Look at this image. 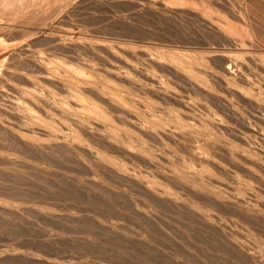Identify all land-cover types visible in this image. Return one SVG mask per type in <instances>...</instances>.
I'll return each mask as SVG.
<instances>
[{"label":"rangeland","instance_id":"rangeland-1","mask_svg":"<svg viewBox=\"0 0 264 264\" xmlns=\"http://www.w3.org/2000/svg\"><path fill=\"white\" fill-rule=\"evenodd\" d=\"M243 2L246 3V5L248 4L247 5L249 6L248 9L251 12L252 10H254V13L261 16L262 18L264 17V0H201L200 2L199 0H0V24H2L0 26L1 28L0 29V77L3 79L7 78L11 70H13L10 65H13L15 67L14 70L17 73H19L18 71L20 70L16 69V67L18 68L16 63L18 60H21L23 63H26L27 65L26 71H24V73L22 72V74L23 76H25L24 78L26 79V81L29 82L30 84L29 83L27 84L26 82L25 87L24 85L22 86L23 88L20 86L21 90L16 87L17 90H15L14 88L15 90L14 92L16 93L13 92V95L18 99L20 97V100L23 99L21 98L23 96L25 101L26 99L30 100V102H28L27 100L26 104H30L32 101H35L34 97L32 98L31 96H34V94L36 95V91H38V89H40L43 85L50 84L54 88H59L57 86L60 83L59 86L61 87V89L59 88L61 92H56L55 90L50 91L46 87V90L44 92L38 93L39 95L37 94L39 99L42 97L41 99L44 100V101L43 100L39 101L42 103L37 102V105L39 107L38 109H40L41 111L40 114L43 113V109L45 110L46 108H49L51 106L55 107L54 109L57 110L59 109V112H57L58 114L55 113V115H53L55 116L56 119L52 116L53 118L50 119L51 122L49 120H47L46 122L43 121L44 124L46 123L51 124L52 128L48 127L49 128L48 129L47 125L46 127L45 126L41 127L42 125L41 122V124H38L40 128H42L40 130L38 129L39 126L38 127L35 126L36 128L33 126L32 124L34 123L33 119L29 121L30 122L29 124L28 121H26L27 125H24L25 121L20 119L23 118L21 117L23 115H20V117L17 118V116L19 115L15 114V116L17 115L16 118L18 119V121H15L14 118L13 120L11 119L14 116L13 114H12L13 116L9 114V117L5 114L6 117H4L5 115L0 113L1 114L0 122H2L1 120L2 118L11 119V120L9 119L10 120L9 125L7 119V124L3 123L4 128L3 125L1 127L4 130L7 129L6 133H4L6 138L12 135V133L14 134L12 135L13 137L12 136L9 137V139L11 137L15 139V140L10 139L11 141L14 142L12 144H16L15 143L16 139L17 141L19 140L18 137H15V133L16 134L20 133L19 129L15 125H18V127L20 125L22 126L24 125V127H26L29 132L28 133L26 131V133L23 134L21 133V135H23L21 136L23 139L20 138L22 140H19L20 142H17L18 145L19 143L20 144L22 143L21 144L22 147L20 145L21 148H19L18 146V150L20 152L18 150H17L18 152L16 151V153L15 152L9 153L8 151H6L5 153L4 151L5 153L4 154L0 152V161L2 162L3 160L5 162L4 164H8L9 166L13 162H14L13 164L15 165L17 163L16 160L18 159H19L18 163H22V164L26 163L28 165L32 164L29 165V170L34 173L36 177L33 176V178L35 177L36 181H38L35 182L34 181L35 178L33 179L30 176L28 177V179L30 178V180L27 181H26L27 178L18 182L12 180L9 181L8 175L7 176L5 175V177H7L8 179L6 178V180H4L5 177L4 179H0V192L13 193V191L15 190L21 193L25 192L28 195L29 194L31 195L32 193L31 196H33V194L35 196L32 197L33 200L35 201L34 203L35 207L34 206L33 207L36 208L37 210H39L38 209L39 207L41 210L40 213L39 211H36V213L39 216L37 214L36 215L32 214L33 216L31 214L27 215L26 213L22 214L21 210H19L17 213L11 212V210L17 208L18 206L16 203L18 200L16 198L7 201L8 205L3 204L7 207L0 204L1 207L3 206L2 208H0V215L2 216V217L0 216L1 217L0 220L2 221L4 220L2 219L4 218L3 214H5L3 213V211L6 210L8 212V210H10L11 212V213H6L8 215L5 216L6 217L5 220L8 219L7 223H5L6 221L4 220V222H2L1 224L2 226H0V264H220V263L245 264V261L248 260L243 259V257H246L245 254L248 253L247 248H249V246H251L253 243L252 239H254V237L256 239L257 237L256 241H258L259 239L262 242L260 243L264 245V197H263L264 196V185H263L264 184V136L263 135L264 134L262 135L258 133L259 131L258 129L261 130L264 127V124L261 121L262 118H264V112H263L264 108L262 109L263 111L260 108V106L264 107L262 106V104H264V82H263L264 81L263 78L264 77V56H263L264 28L261 27L260 25L261 21L259 19L252 18L251 24L254 23L253 24L254 26H252L251 28L252 30L251 29L248 30L249 32L245 30L246 34L244 33V29H243L245 25L243 24V22L245 23L244 16L245 15H248L249 17L251 16L249 15L250 12H247L245 15L241 12L242 5L240 4H242ZM196 13L198 15L201 14L199 17L202 18L200 20H202V22L204 23L203 30L204 29L207 30L208 31V32L206 31L207 33L210 32V34L209 35L206 34V36L213 35L214 37V35L216 34V39L218 40V41L216 40L217 41L216 46L218 47L220 46L218 45V43L222 42L224 46L226 44L225 47L221 45V48L224 47V49H226V54L225 56H222L220 58H222L221 60L223 63L225 62L224 64L227 66V68L231 65L235 66V67L231 66V68L229 67L227 69L229 70V72L225 70H223V72L222 70L220 71L221 67H223L222 69H225L224 68L225 65L223 63L222 65L220 63L221 60L219 61L220 58L210 59L212 56L207 57V55H205L204 57L203 55L204 53H202V48L203 49L209 48V46L213 42H210L211 40L209 39V37H208L209 40H207L206 36H204L205 34L201 35L202 34L200 33L201 29H199V31L197 30L198 28L191 30V28L193 29V27H195L196 24H194L191 20H189L190 19L189 16H191L192 14L195 15ZM209 13L211 16L213 15L214 19L216 17V19L214 20L212 19L211 16H208ZM205 19L207 20L204 21ZM214 21L217 23L215 24ZM209 22L211 23V25L209 24L208 26L207 24ZM256 22L258 24H256ZM220 24H221V28L213 27L216 25L220 26ZM256 25L259 26L256 27ZM211 26L213 27V31L211 30L212 28ZM223 27L224 28L231 27V29L228 30L233 29L232 33L233 32L234 33L232 34V38L230 37L231 35H227L229 36V39L231 38L230 39L231 42L229 39L228 42L227 40L228 37L225 36L228 30L227 29L224 30ZM240 28L242 30H240ZM214 30H216V32L219 33H215ZM220 31H224L225 34L223 32L220 33ZM222 33L224 36L222 35ZM220 34H221L220 37L223 36L222 38H226V39H222V38L219 39L218 35ZM78 40H81L82 43L78 47L77 46L72 47L69 43H67L68 41H78ZM226 40L227 43H225ZM65 41L66 43L63 44ZM208 42L210 43V45ZM97 43L99 45H97ZM106 43L108 44V46L106 45ZM66 44H68V46ZM201 44L205 46H202ZM25 46L27 49L25 48ZM104 46L107 47L105 48ZM143 46L144 47L156 46V48H158L159 50L157 51V49H155L154 53L153 52L151 53V51L146 50ZM168 46L172 47L169 48V50L173 51V53L171 52L172 55L162 53V51L167 49ZM247 47H250L253 53L251 52L252 53L251 54L250 52H246L248 54V55L246 54V56H248V59L250 58L249 56L251 55H253V57H251L249 61L246 62L245 60L248 59H245L246 57H244L243 55L240 56L238 53H241L242 52L241 50H246V49L250 51V48ZM21 48L23 49V53L22 51L19 52L21 57L20 55L18 56L19 53L14 54L16 50H19ZM51 48H55V49H51ZM197 49L199 50V52H196L198 51ZM35 51L37 54L38 53L41 54L43 52V55L42 54L37 55ZM227 51L229 52L227 53ZM74 52L76 54H74ZM193 52L195 54H193ZM198 53L200 54L202 53V54L201 55L199 54L200 56H197ZM230 54L233 56V58L231 57ZM39 56H43V57L39 58ZM163 56L165 58H163ZM225 58H228L230 62L231 61L233 62L229 63L228 61V63H226L227 59L225 60ZM261 58H263V61ZM55 61L58 62L56 63ZM212 61L215 63V64L213 63L214 65L212 64ZM152 62L155 64H153ZM216 63L217 64L220 63L222 66L218 64L220 65L219 68ZM242 63L245 64L246 66L243 65ZM250 63L254 66V68ZM210 64L212 65L210 66ZM209 66L212 68H210ZM213 68L215 69V71L213 70ZM1 69L3 71H1ZM8 69H10V71ZM4 71L7 72L8 74H5ZM219 71L222 73H220ZM224 71L225 73L228 72V74L226 73L227 74L226 75ZM1 72H3L4 75L1 74ZM215 72L218 73L219 75L214 74ZM231 72L234 73V75H232ZM249 72L250 73L252 72L251 75H249L250 74ZM11 74L13 73L11 72ZM56 74L58 77L56 76ZM235 74L236 77L239 76L240 78L239 77L236 78ZM215 75H217V77L221 76L223 78L221 79L220 77L219 81L215 83V80H218ZM230 75L233 78L231 80H230L231 77ZM227 76H230L229 81L227 79ZM53 77H54V81H52ZM106 78L110 80L111 84L109 83V80H107ZM117 78L120 79L118 80ZM225 79L228 83L224 81ZM58 80L61 81L58 83L57 82ZM221 80H223L224 82L221 83L222 82ZM40 81L43 82L44 84H40ZM79 81L83 82L84 84L86 82L88 88L90 87L92 90H94V92L92 90L91 93H88L89 91L86 92V90L85 92L83 90L79 91L78 90L79 87L83 85V83L81 84ZM212 81L214 83H211ZM56 82L57 84H55ZM65 83L68 85L66 86ZM62 88L64 90H62ZM63 91L66 93L70 92L71 94H75L76 96L78 95L77 98H79L82 103L84 102L83 104H85L87 100L86 102L87 104L85 105H87L88 109L89 107L91 108L89 110L92 113L91 112L83 113V112H75V111L72 112L71 109L72 103L64 99L65 94ZM17 93L19 95H15ZM26 93L28 95L30 93L31 96L30 95L28 96ZM197 93L199 94L201 93V96L198 95ZM240 93H242V96ZM21 94L23 96H20ZM86 94L88 95L92 94L93 96H88ZM237 94L239 97H237ZM84 95L85 97H83ZM202 95H206V96H202ZM228 95H232V97L231 96L228 97ZM25 96L27 97L26 99ZM99 96L101 97V99L104 100V103L107 102V100L110 98L108 100L110 103L109 105L110 108H112L111 106H113V108L117 107L119 110L116 111L117 108L110 109L107 105L106 106L109 109L107 107H103L104 105L102 102H100L102 104L98 103V101L100 100ZM233 96H235L236 99ZM92 97L96 102L93 100ZM242 97L246 98V100H244ZM117 98H119V100ZM225 98L226 101H224ZM122 99L124 102L122 101ZM204 99L207 100V102L209 101V103H207ZM202 100H204L206 104ZM247 100L249 101L247 102ZM63 101L65 104L63 103ZM113 101L115 102V106L114 104L112 105ZM210 101L215 103H210ZM180 102L182 105L180 104ZM215 104L217 105L215 106ZM255 104H257V106ZM121 105H123V107ZM236 105L240 109L235 108ZM119 106L121 109L119 108ZM180 107H182V109ZM251 107L254 109H252ZM24 108L22 106V109ZM178 108L180 111L178 110ZM249 108H251L250 110H253V112L249 111ZM103 109L104 110L106 109V111H104ZM123 109L126 111V113H123ZM245 109L246 111L243 112ZM220 111H222V114ZM255 111L258 114L260 113L263 117H261L260 114H259L260 116L256 114ZM192 112L194 114H192ZM200 112L203 113L204 115L201 114L202 116H199L198 114H195ZM117 113L119 114L118 116ZM183 114L185 115L182 116ZM205 114H207L206 117ZM128 115L131 118H129ZM170 115H172V117ZM174 115L175 117H173ZM196 116L197 119H195ZM76 117L78 118L76 119ZM212 117L213 119H211ZM244 117H246V119ZM259 117L261 118V120H259L260 119ZM182 118L183 119L185 118L186 120L182 121ZM247 118L249 121H247ZM115 119L132 120L131 121L132 124H134L133 123V119H134V122L135 121L137 122V123L135 122L136 124L134 125L138 130L137 129L135 130V128L129 130V128L126 127H122L119 129L114 125V123H112V121ZM216 119L220 121V123L219 121H216V124L219 125L220 128L217 127V125L215 124ZM223 119L225 121H222ZM67 120L69 122H72L71 124H74V126H76L78 130H81L83 132L82 133L81 131H79L81 132V134H85L87 131L86 135L89 136L88 137L86 135L84 136L87 137V139L89 140L86 146L87 145L89 146L90 140L96 144L98 142L100 143V144L98 143L96 146V144L93 145L94 143L91 142L92 144V145L90 144L91 146L86 147L85 145H83L82 148L85 147L88 150L87 152H89V150L91 152V150H94L95 146H96L95 151L98 150V146H101V148L99 147L101 150L99 149L98 152L101 153L104 151L103 153L105 154L107 153L109 157L107 158L105 157L104 161L102 160L103 161L102 163L101 162L95 163V161H93L92 158L91 159L89 158L90 157L89 153H88L89 157L86 155V151L84 150L85 148L82 149L81 147L78 146H76L77 147L76 148L72 144L73 146L72 145L69 146L71 150L68 147L70 151L67 149L68 151H66L65 153L66 154L65 158L69 157L68 158L69 160L65 159L64 157L62 159V157H60L59 155V158L61 159L60 160L57 157L58 151L55 148L54 149L48 148L49 150L50 149L53 150L50 151L49 153V151L46 152V149H40L41 150L40 152V150L38 149L36 150L33 149L31 151L30 150L32 149L31 147L30 149L26 147L30 145L32 140H34L33 134L35 133L36 135L39 134V136L40 134L43 135L40 137L44 138L45 140L55 141L56 140L55 137L57 136L58 138L59 131L60 132L62 131L61 133L64 135L65 132L67 134V131L69 132L73 131V128L75 127L67 124L66 122ZM75 120L77 121L76 123ZM227 120L229 121L227 122ZM257 120L259 123L257 122ZM179 121H182V123ZM211 121L213 122L211 123ZM254 121L255 123L253 126ZM186 122L187 124H185ZM231 122H233V124ZM260 122L262 123L263 127ZM177 123L182 125L180 126ZM243 124L244 126H242L241 127L242 129L240 130L239 128ZM53 125L55 126L53 127ZM65 125L66 126L68 125L67 128H65L66 127ZM186 125L188 127H186ZM196 125H199V127ZM209 125H211V127ZM234 125L236 126L233 127ZM191 126H196V127L192 128ZM245 126L248 128H246ZM59 127H61L60 129L62 130L58 131ZM181 127H183L184 129L182 130ZM178 128L180 129L178 130ZM217 128L220 130H218ZM226 128L228 129V131L231 129V131H229L230 133H228ZM232 128H234V130L236 129V132L233 131ZM253 128L257 129L258 131H254ZM15 129L17 130L15 131ZM103 129L105 130L103 131ZM213 129L220 132H216L215 130L212 131ZM237 129L239 132L241 131V133L244 134V136H242L241 133L237 134L238 132ZM13 130L15 132H11ZM32 130L35 133L32 134L33 132ZM180 130H182L183 132L187 130V132L185 133L187 135L189 134L188 135L189 141H187L186 143L184 141L183 143L180 142L182 141L179 139L178 136L179 133L178 131ZM221 130L223 132L226 131L225 132L226 135L222 133ZM244 130H248V131H244ZM252 130L253 133L251 135L250 132H252ZM262 130L264 132V128ZM168 132L171 133V134L169 133L170 134L169 138H167V136H169ZM213 132L215 135L213 134ZM61 133L59 134V136L62 135ZM232 133H234V137ZM235 133L237 136L235 135ZM245 133H247L248 135L250 134L249 136H246L248 141H246L245 135L247 134ZM51 134L52 135L54 134L55 137L53 136L54 137L53 138ZM192 134L194 135L192 136ZM215 136L216 138H214ZM27 137L29 138V140L26 139ZM238 137H241V139ZM10 140L7 139V144ZM23 140L25 141L23 142ZM178 140L180 144L178 143ZM26 141H29L28 142L29 145L28 143H25ZM242 143L243 144L247 143L248 145L247 144L244 145L243 148ZM151 144L152 146L154 145V147H152ZM213 144L218 147L216 148L218 149V151L215 149L216 146H213ZM237 145H239L240 148L242 147L241 150L240 148L237 149L235 147ZM168 146L170 148H167ZM210 146H212L213 148ZM232 146L235 147L236 150ZM163 147L166 151L163 150ZM178 147L180 149L182 148L183 151L185 152L181 151L182 149L180 150ZM208 147L216 151V152L214 151L215 154L213 153L214 156H216V158L212 156L213 155L212 154L210 155V157L212 158L211 159L207 158L208 162L207 160L205 161L204 163L205 167L204 165L203 167H201L202 164L199 165L205 174L210 173L209 175H207V179H204V181L202 180L200 182L193 180L191 178L192 176H190L191 174H187L190 172L184 170L181 171L182 173L179 172V174L174 173V166H173L174 162L172 158H170V156L171 157L172 155L176 156L178 153L180 154V152L182 154L186 153L182 155L184 156L183 158H185L186 162L193 165V163L195 162H193L192 155L195 149L205 150L210 153V151L207 149ZM161 148L162 150H160ZM78 149L79 150L82 149V151H85V154H83L82 151L81 150L79 151ZM54 150L56 151V153ZM191 150H192V155H190ZM239 150L242 152H240ZM162 151L165 154V156H167L164 159H163L164 154L162 153ZM45 152L49 153V155H51V153L53 152L54 153V155H52L53 160L51 159V156L49 155L47 156ZM67 152L69 154L68 157H67ZM70 152L76 153L77 154L76 157H74L75 155L74 153L70 155L71 154ZM169 153L171 155H169ZM174 153L177 154L174 155ZM78 155H80L79 162H78V158H79ZM8 156L9 159H7ZM10 156H13L17 159H15V161L12 162V158ZM71 156H73V158ZM31 157L32 159H30ZM70 157L72 158V160H70ZM166 158L168 160H166ZM137 159L139 160L137 161ZM8 160H10V162L7 163ZM170 160L172 163H170ZM116 161L118 162L117 164L118 166L120 164V168L124 163L125 165H127L128 169L134 168V171L137 172L138 174L140 172L143 173L142 170L144 171L146 170L145 173L149 172L147 174L151 176L149 177L147 174L146 176L145 173L143 174L141 173V177L144 175L143 176L144 178L147 177L148 179L150 178L153 179L154 177L153 175H155L154 182L156 183V185L155 183L152 185L150 184L151 182H147L144 179L139 180L134 177H131L132 179L129 177H125L124 180L123 177L124 175L122 170L121 171L119 170L117 172L112 171V168H110L108 165L110 164V166L112 167L113 165H116L115 163ZM18 163L16 165H18ZM125 165L122 167L126 168ZM3 166H7V165H3ZM120 172H122V176ZM183 172H186V174ZM37 173L38 175L39 174L41 175L42 177L41 179H43L44 177L45 181H49V183L52 184L53 189L50 187L46 190H43V188H41L40 186L41 184V180L39 179L40 176H38ZM180 173L182 176L180 175ZM99 180H101V182ZM133 180L136 181L132 182ZM102 181L104 182V184ZM101 183L103 184V187H101L102 186ZM105 183L108 186L107 185L104 186ZM98 185L101 186L99 187ZM246 185L249 186V188ZM160 186L163 187L160 188ZM35 191H37V193ZM167 191H168L167 193L168 195L169 194L177 195V193L178 194L182 193L184 195L188 194L189 196H194V195L197 196L202 194L201 196L205 195V197L203 200H201L202 202L198 200L195 203H189L192 205V207L186 208L187 210L185 211V204L183 206V204H181L182 201L181 202L179 201L180 202L179 203L178 200L174 201L172 200V198L170 199V197H166ZM190 192L192 193L190 194ZM14 194H16V192H14ZM168 198L171 200V202L170 200H168ZM14 200L17 201L14 202ZM130 201L131 204H129ZM11 202L14 203L12 204ZM20 202L21 201H18V203ZM133 202L134 205H132ZM196 203H198V205ZM14 204H16V207L13 208ZM23 204L24 206H29V203L28 204L26 203L27 205H25V202H22V205ZM52 204H54L56 207L55 206L53 207ZM136 205H138V207ZM49 206H51L52 208H49ZM62 207H66V208H62ZM3 208H5V210H2ZM190 208L191 210L192 209L197 210V212L199 210L198 213H201L203 210L202 212L203 214H197L196 211H193L194 214L196 213V216L202 215V217L199 216L195 217V215L190 210ZM206 209H209L211 211V212L209 211L210 218L204 216V210ZM233 209L235 212L233 211ZM63 213L66 214V216ZM74 213L77 215H75ZM206 213L208 212L206 211ZM228 215L230 216L232 215V216L228 217ZM231 220H234L235 223H237L238 225L241 224L240 227L241 226L243 227L242 230V228H240L237 225L239 230L241 229V232L239 234L241 239H233V240L230 239L231 238L230 235L232 233L231 232L229 233L227 231L225 227L227 224L225 223H227V221L228 223H230ZM71 224L72 225L76 224V225L75 227L74 226L72 227ZM242 232L244 233V236L241 234ZM245 233L246 235H248L246 236L247 240L244 239ZM246 244L248 245V247H246ZM243 245L246 247L247 250ZM210 246L211 247L213 246L212 249ZM219 247H221L222 249ZM223 249L224 251H226L225 253ZM205 251L207 252V254H205L206 253ZM233 251L237 252V254L235 252L234 254ZM242 252L243 253L246 252V253L243 255ZM227 254H229V257L226 256ZM252 255L254 256V253ZM223 258L225 259L223 260ZM256 258L257 257H253L252 262L250 261L248 262V264H258V263L262 264L260 262H264V260L260 261L258 258L257 259ZM212 259L214 262H212ZM219 261L221 262L219 263ZM236 261L237 263H235Z\"/></svg>","mask_w":264,"mask_h":264},{"label":"bare ground","instance_id":"bare-ground-1","mask_svg":"<svg viewBox=\"0 0 264 264\" xmlns=\"http://www.w3.org/2000/svg\"><path fill=\"white\" fill-rule=\"evenodd\" d=\"M201 0H199V2H200ZM5 2V1H4ZM190 2V1H189ZM202 2H204V1H202ZM5 4V3H4ZM202 4V3H201ZM212 4V3H211ZM228 5V4H227ZM240 5H242L241 6V12L245 15L247 12H250V16L251 17H249L248 15H245L244 16V21H245V23L243 22V24H245L244 25V33L246 34V31L245 30H250L251 28H252V26H254L253 24L254 23H252L251 24V19L252 18H256V19H259L260 21H261V27H263L264 28V17L262 18L261 16H259V15H257L256 13H254V10H252V12L248 9V7L249 6H247L246 5V3H242V4H240ZM196 6V5H195ZM207 6V5H206ZM8 9V8H7ZM177 9V8H176ZM175 9V10H176ZM198 9V8H197ZM249 10V11H248ZM209 11V10H208ZM235 11V10H234ZM259 11V10H258ZM55 12V11H54ZM210 12V11H209ZM175 13V12H174ZM188 13V12H187ZM202 13V12H201ZM205 13V12H204ZM7 14V13H6ZM159 14V13H158ZM194 14V13H193ZM191 15V16H189L190 17V19L189 20H191L194 24H196L195 25V27H193V29L191 28V30H194V29H197L198 31H199V29H201V31H200V33H202L201 35H203V34H205L204 36H206V34L207 35H209L210 34V32L209 33H207L208 31L207 30H203V26H204V23L202 22V20H200V19H202V18H200L199 16L201 15L200 13V15H198L197 13V15L195 14V15ZM203 14V13H202ZM213 14H215V13H213ZM12 15V14H11ZM151 15V14H150ZM160 15H161V13H160ZM182 15V14H181ZM208 15V14H207ZM208 16H211L210 15V13H209V15ZM207 16V17H208ZM240 16V15H239ZM182 17V16H181ZM212 17V19H214L213 18V15L211 16ZM162 18V17H161ZM205 18V17H204ZM211 19V20H212ZM215 19H216V17H215ZM214 19V20H215ZM227 19V18H226ZM174 20V19H173ZM207 19H205L204 21H206ZM210 20V21H211ZM241 20H242V18H241ZM209 21V20H208ZM213 21V20H212ZM220 21V20H219ZM218 21V22H219ZM253 21V20H252ZM164 22V21H163ZM172 22V21H171ZM182 22H185V21H182ZM215 22V21H214ZM168 23V22H167ZM188 23V22H187ZM207 23V22H206ZM217 22H215V24H216ZM160 24V23H159ZM159 24H158V26H159ZM171 24V23H170ZM190 24V23H189ZM209 24L211 25V23L209 22L207 25L209 26ZM212 24H214V23H212ZM223 24V23H222ZM256 24H258L257 22H256ZM2 24H0V26H1ZM22 25V24H21ZM153 25V24H152ZM226 25H227V23H226ZM228 25H229V23H228ZM9 26V25H8ZM191 26V25H190ZM213 26V25H212ZM211 26V27H212ZM223 26V25H222ZM225 26V25H224ZM257 26H259V25H256V27ZM213 27H220L221 28V24H220V26L219 25H216V26H213ZM213 27L211 28V30L213 31ZM226 27V26H225ZM232 27V26H231ZM231 27L230 28H224V30H228V29H231ZM16 28H17V26H16ZM217 28H214V29H217ZM1 29V28H0ZM53 29V28H52ZM235 29V28H234ZM3 30V29H2ZM50 30H51V28H50ZM222 30V29H221ZM233 30V29H232ZM232 30H228L227 32H226V35L225 36H227V35H231L230 37L232 38V34L234 33H232ZM240 30H242L241 28H240ZM252 30V29H251ZM11 31V30H10ZM168 31V30H167ZM207 31V32H206ZM215 31V33H219V32H216V30H214ZM217 31H219V30H217ZM235 31V30H234ZM238 31V30H237ZM236 31V32H237ZM22 32V31H21ZM159 32V31H158ZM221 32H223L224 34H225V32L224 31H220V33ZM249 32V31H248ZM262 32V31H261ZM14 33V32H13ZM199 33V32H198ZM212 33V32H211ZM223 33H222V35H223ZM19 34V33H18ZM177 34V33H176ZM214 34V33H213ZM255 34V33H254ZM254 34H251V35H254ZM55 35V34H54ZM249 35H250V33H249ZM248 35V36H249ZM14 36V35H13ZM18 36V35H17ZM27 36V35H26ZM36 36V35H35ZM170 36V35H169ZM219 36V39L220 38H222V37H220L221 36V34L220 35H218ZM217 36V37H218ZM263 36V35H262ZM20 37H21V35H20ZM208 37H209V39L211 40L210 42H213V43H211V45H210V43H209V48H202V53H204L203 55H204V57H205V55H207V57H211L210 59H212V58H214V59H216V58H220V57H222V56H225V54H226V49H224V47L226 46V44H225V46L222 44V42L221 43H218V45H220L219 47L218 46H216L217 45V39H216V34L214 35V37H213V35H210V36H206V38H207V40H209L208 39ZM228 38H227V40L229 39V36H227ZM238 37V36H237ZM239 37H240V35H239ZM251 37V36H250ZM7 38V37H6ZM43 38V37H42ZM79 38V37H78ZM141 38V37H140ZM230 38V39H231ZM235 38V37H234ZM14 39V38H13ZM51 39V38H50ZM222 39H226V38H222ZM222 39H221V41H222ZM229 39V40H230ZM236 39V38H235ZM240 39V38H239ZM40 40V39H39ZM77 40V39H76ZM89 40V39H88ZM217 40V41H216ZM227 40H226V42L225 43H227ZM229 40H228V42H229ZM237 40V39H236ZM51 41V40H50ZM168 41H170V40H168ZM220 41V40H219ZM224 41V40H223ZM240 41V40H239ZM230 42H231V40H230ZM235 42V41H234ZM238 42V41H237ZM241 42V41H240ZM39 43H40V41H39ZM50 43V42H49ZM56 43V42H55ZM66 43V41L63 43V44H65ZM67 43H69L72 47H74V46H80V44H82L81 43V40H78V41H68ZM84 43H86V42H84ZM99 43H101V42H99ZM103 43H105V42H103ZM153 43V42H152ZM151 43V44H152ZM216 43V44H215ZM147 44H148V42H147ZM41 45V44H40ZM55 45V44H54ZM62 45V44H61ZM67 46H68V44H66ZM95 45V44H94ZM97 45H99L98 43H97ZM106 45L108 46V44L106 43ZM167 45V44H166ZM202 45V44H201ZM213 45V46H212ZM221 45L222 46H224V47H222L221 48ZM37 46V45H36ZM106 46V47H107ZM202 46H205V45H202ZM208 46V45H207ZM30 47V46H29ZM32 47V46H31ZM39 47V46H38ZM52 47V46H51ZM103 47V46H102ZM105 47V46H104ZM105 47V48H106ZM115 47V46H114ZM144 47V46H143ZM186 47V46H185ZM196 47V46H195ZM198 47H200V46H198ZM197 47V48H198ZM25 48H26V46H25ZM84 48V47H83ZM118 48V47H117ZM117 48H115V49H117ZM146 50H148V51H151V53L153 52L154 53V51H155V49H157V51L159 50L158 48H156V46H154V47H144ZM169 48H172L171 46H168L167 47V49H162V50H164V51H162V53H165V54H169V55H172V53H173V51L172 50H169ZM247 48H250V47H247ZM27 49V48H26ZM30 49V48H29ZM49 49V48H48ZM51 49H55V48H51ZM110 49V48H109ZM120 49V48H119ZM199 49V48H198ZM197 49V50H198ZM230 49V48H229ZM243 49V48H242ZM31 50V49H30ZM37 50V49H36ZM174 50V49H173ZM231 50V49H230ZM253 50V49H252ZM20 51H22V53H23V49L21 48V49H19V50H16V52L14 53V54H18ZM29 51V50H28ZM27 51V52H28ZM54 51V50H53ZM161 51V50H160ZM237 51V50H236ZM242 52L241 53H238L240 56L241 55H243L244 57H246L245 59H248V56H246V52H252L251 51V48H250V51L249 50H241ZM31 52V51H30ZM40 52V51H39ZM49 52V51H48ZM52 52V51H51ZM77 52V51H76ZM172 52V53H171ZM196 52H199V50L198 51H196ZM229 51H227V53H228ZM234 52H235V50H234ZM240 52V51H239ZM255 52V51H254ZM26 53V52H25ZM32 53V52H31ZM34 53V52H33ZM35 53H36V51H35ZM110 53V52H109ZM176 53H177V51H176ZM201 53V54H202ZM249 53V54H250ZM253 53V52H252ZM251 53V54H252ZM27 54V53H26ZM37 54V53H36ZM38 54H40V53H38ZM37 54V55H38ZM42 55H43V52L41 53ZM40 54V55H41ZM74 54H76L75 52H74ZM87 54V53H86ZM89 54V53H88ZM193 54H195L194 52H193ZM200 53H198V55L197 56H200L199 55ZM262 54V53H261ZM20 55V53L18 54V56ZM23 55V54H22ZM53 55V54H52ZM92 55V54H91ZM157 55V54H156ZM175 55V54H174ZM177 55V54H176ZM182 55V54H181ZM231 55V54H230ZM234 55V54H233ZM239 55H237V56H239ZM248 55V54H247ZM66 56V55H65ZM161 56V55H160ZM159 56V57H160ZM165 56V55H164ZM163 56V58H165ZM167 56V55H166ZM188 56V55H187ZM235 56V55H234ZM242 56V57H243ZM255 56V55H254ZM264 56V55H263ZM20 57H21V55H20ZM30 57V56H29ZM34 57V56H33ZM40 57H43V56H39V58ZM71 57V56H70ZM99 57V56H98ZM152 57V56H151ZM196 57V56H195ZM231 57L233 58V56L231 55ZM230 57V58H231ZM250 58L251 57H253V55H251V56H249ZM32 58V57H31ZM45 58V57H44ZM55 58V57H54ZM58 58V57H57ZM61 58V57H60ZM154 58V57H153ZM156 58V57H155ZM169 58V57H168ZM199 58V57H198ZM239 58V57H238ZM249 58V59H250ZM259 58V57H258ZM15 59V58H14ZM18 59V58H17ZM19 59H21V58H19ZM42 59V58H41ZM186 59V58H185ZM201 59V58H200ZM209 59V58H208ZM209 59V60H210ZM222 58H220L219 59V61L221 60ZM224 59V58H223ZM227 59V60H226ZM249 59L248 60H245L246 62L247 61H249ZM254 59V58H253ZM262 59V61H263V58H261ZM32 60V59H31ZM38 60V59H37ZM44 60V59H43ZM54 60H56V59H54ZM148 60V59H147ZM199 60V59H198ZM197 60V61H198ZM202 60V59H201ZM206 60V59H205ZM225 60L227 61L226 63H228V61H229V63H231V62H233V61H231L230 62V60H228V58H225ZM252 60V59H251ZM41 61V60H40ZM164 61V60H163ZM178 61V60H177ZM193 61V60H192ZM253 61V60H252ZM257 61V60H256ZM27 62V61H26ZM34 62V61H33ZM56 62V61H55ZM58 62V61H57ZM56 62V63H57ZM59 62H60V60H59ZM89 62H91V61H89ZM107 62V61H106ZM165 62V61H164ZM163 62V63H164ZM194 62V61H193ZM207 62V61H206ZM214 62H215V60H214ZM213 61H212V64L214 63ZM245 62V63H246ZM17 66H18V68L16 67V69H18V70H20V71H18L19 73H17L15 70H14V66L13 65H10L11 67H12V69L14 70H11V72L13 73V74H11V72H10V74L7 76V78H5V79H3V78H1L0 77V113L1 114H6L8 117H9V114L10 115H14L15 116V114H17V115H19V116H17V118L18 117H20V115H23V116H21V117H23V118H20V119H22L23 121H25V124L24 125H27L26 123V121H28V124L30 123L29 121L31 120V119H33V122L34 123H32L33 124V126L35 127H38L39 125L38 124H41V122H42V125H41V127H43V126H45L46 127V125H47V128L49 127V128H52V126H51V124H49V123H46V124H44L43 123V121H47V120H49L50 121V119L51 118H55V116H53V115H55V113H57V112H59V109L57 110V109H54L55 107H53V106H51V105H49V106H51V107H49V108H46L45 110L43 109V113L42 114H40L41 113V111H40V109H38L39 107H38V105H37V102H39V101H42L43 99H39V97H38V93H42V92H44L45 90H46V87L51 91V90H55L56 92H61V87L59 86V82L61 81H57L59 84H58V86L57 87H59V88H54V87H52L50 84H47V85H43L40 89H38V91H36V95L34 94V96H31V94L29 93V95L33 98L34 97V99H35V101H32L30 104H26V102H27V100L28 99H26L27 97L25 96V99H26V101L24 100V96L21 94L20 96H23V97H21V98H23V99H21L20 100V97H19V99L17 98V97H15L14 95H13V92L15 91V90H17V88H19L20 90H21V87L24 85V87H25V85H26V79L24 78L25 76H23V74H22V72L24 73V71H26V63H23L21 60H18L17 62ZM16 63H15V65H16ZM153 63V62H152ZM209 63H211V62H209ZM220 63L222 64L223 62H222V60L220 61ZM220 63H218V64H220ZM225 63V62H224ZM223 63V64H224ZM253 63V62H252ZM34 64V63H33ZM37 64V63H36ZM44 64V63H43ZM65 64V63H64ZM87 64V63H86ZM153 64H155V63H153ZM212 64H210V66L212 65ZM215 64V63H214ZM213 64V65H214ZM217 64V63H216ZM217 64V65H218ZM220 64V65H221ZM222 64V65H223ZM233 64V63H232ZM243 64V63H242ZM248 64V63H247ZM251 64V63H250ZM28 65H30V64H28ZM164 65H166V64H164ZM209 65V64H208ZM220 65H218V67L220 68ZM221 65V66H222ZM225 65V64H224ZM243 65H245V64H243ZM252 65V64H251ZM36 66V65H35ZM50 66V65H49ZM103 66V65H102ZM199 66V65H198ZM209 66V67H210ZM231 66H233V65H231ZM231 66H229L230 68H231ZM246 66V65H245ZM253 66V65H252ZM137 67V66H136ZM151 67V66H150ZM158 67V66H157ZM203 67V66H202ZM217 67V68H218ZM228 67V68H229ZM233 67H235V66H233ZM244 67V66H243ZM248 67V66H247ZM56 68V67H55ZM210 68H212V67H210ZM216 68V67H215ZM223 67H221L220 68V71L222 70V72H223V70H225V71H228L229 72V70H227L228 68H227V66L225 65V69H222ZM249 68V67H248ZM253 68H254V66H253ZM39 69V68H38ZM49 69V68H48ZM173 69V68H172ZM203 69V68H202ZM209 69V68H208ZM247 69V68H246ZM9 71H10V69H8ZM92 70V69H91ZM152 70V69H151ZM170 70V69H169ZM177 70V69H176ZM199 70V69H198ZM206 70V69H205ZM210 70H212V69H210ZM213 70L215 71V69L213 68ZM217 70V69H216ZM1 71H3L2 69H1ZM38 71V70H37ZM44 71V70H43ZM156 71V70H155ZM154 71V72H155ZM175 71V70H174ZM203 71V70H202ZM201 71V72H202ZM214 71H212V72H214ZM219 71V72H220ZM225 71H224V73H225ZM16 72V73H15ZM147 72H148V70H147ZM153 72V73H154ZM171 72V71H170ZM179 72V71H178ZM210 72V71H209ZM208 72V73H209ZM217 72V71H216ZM214 73V74H218V73ZM222 72H220V73H222ZM228 72H226L227 74H228ZM4 73L5 74H8L7 72H5L4 71ZM38 73V72H37ZM41 73V72H40ZM60 73V72H59ZM92 73V72H91ZM102 73V72H101ZM158 73V72H157ZM225 73V74H226ZM232 73V72H231ZM250 73V72H249ZM252 73V72H251ZM251 73L249 74V75H251ZM1 74H3V72H1ZM42 74V73H41ZM48 74V73H47ZM84 74V73H83ZM130 74V73H129ZM135 74V73H134ZM152 74V73H151ZM156 74V73H155ZM184 74V73H183ZM182 74V75H183ZM206 74V73H205ZM226 74V75H227ZM230 74V73H229ZM257 74V73H256ZM259 74V73H258ZM4 75V74H3ZM71 75V74H70ZM69 75V76H70ZM150 75V74H149ZM181 75V74H180ZM185 75V74H184ZM207 75V74H206ZM205 75V76H206ZM219 75V74H218ZM221 75V74H220ZM232 75H234V73H232ZM255 75V74H254ZM35 76V75H34ZM39 76V75H38ZM42 76V75H41ZM40 76V77H41ZM56 76H57V74H56ZM62 76V75H61ZM78 76V75H77ZM114 76V75H113ZM166 76V75H165ZM211 76H212V74H211ZM216 77H217V75H215ZM231 76V75H230ZM230 76H227V79H228V81H229V77ZM256 76V75H255ZM5 77V76H4ZM44 77H45V75H44ZM58 77V76H57ZM73 77V76H72ZM79 77H80V75H79ZM84 77H85V75H84ZM118 77H119V75H118ZM140 77V76H139ZM221 77V76H220ZM219 76L217 77V79L218 80H215V83L217 82V81H219V78H220ZM225 77V76H224ZM235 77H236V74H235ZM239 77V76H238ZM238 77H236V78H238ZM259 77V76H258ZM82 78V77H81ZM121 78V77H120ZM119 78V79H120ZM223 77H221V79H222ZM226 78V77H225ZM240 78V77H239ZM264 78V77H263ZM42 79V78H41ZM46 79V78H45ZM53 80L52 81H54V77L52 78ZM76 79V78H75ZM80 79V78H79ZM83 79V78H82ZM85 79V78H84ZM107 79V78H106ZM118 79V78H117ZM118 79V80H119ZM125 79V78H124ZM129 79H131V78H129ZM199 79V78H198ZM205 79V78H204ZM207 79V78H206ZM208 79H209V77H208ZM216 79V78H215ZM231 79H233L232 78V76L230 77V80ZM57 80V79H56ZM90 80V79H89ZM104 80V79H103ZM107 80H109V79H107ZM182 80V79H181ZM211 80H214V79H211ZM239 80V79H238ZM49 81H51V80H49ZM67 81V80H66ZM86 81V80H85ZM92 81V80H91ZM186 81V80H185ZM205 81V80H204ZM222 82L221 83H223L224 81H226V79L223 81V80H221ZM237 81V80H236ZM48 82V81H47ZM46 82V83H47ZM57 82L55 83V84H57ZM70 82V81H69ZM80 82V81H79ZM131 82V81H130ZM157 82V81H156ZM227 82V81H226ZM238 82V81H237ZM236 82V83H237ZM264 82V81H263ZM29 82H27V84H28ZM37 83H39V82H37ZM50 83V82H49ZM81 84L83 83V82H80ZM80 83H79V85H80ZM89 83H91V82H89ZM109 83H110V80H109ZM159 83V82H158ZM160 83H162V82H160ZM211 83H214L213 81L211 82ZM210 83V84H211ZM218 83H220V82H218ZM228 83V82H227ZM230 83V82H229ZM232 83H233V81H232ZM30 84V83H29ZM40 84H44L43 82H41L40 81ZM54 84V83H53ZM66 84V83H65ZM73 84H75V83H73ZM93 84V83H92ZM111 84V83H110ZM263 84V83H262ZM33 85V84H32ZM68 84H66V86H67ZM91 85V84H90ZM150 85V84H149ZM170 85V84H169ZM171 85H172V83H171ZM195 85V84H194ZM201 85V84H200ZM213 85V84H212ZM250 85V84H249ZM19 86V87H18ZM21 86V87H20ZM37 86V85H36ZM72 86V85H71ZM178 86V85H177ZM211 86V85H210ZM209 86V87H210ZM247 86V85H246ZM17 87V88H16ZM33 87H35V86H33ZM44 87V88H43ZM64 87V86H63ZM105 87V86H104ZM103 87V88H104ZM120 87V86H119ZM128 87V86H127ZM127 87H125V88H127ZM141 87V86H140ZM154 87V86H153ZM152 87V88H153ZM174 87V86H173ZM180 87V86H179ZM229 87V86H228ZM14 88H15V90H14ZM23 88V87H22ZM75 88V87H74ZM90 88V87H89ZM89 88H88V86L86 85V82H85V84L83 83V85L81 86V87H79V91H84L85 92V90H86V92L87 91H89L88 93H91V88H90V90H89ZM102 88V89H103ZM124 88V87H123ZM163 88V87H162ZM11 89H13V90H11ZM122 89V88H121ZM135 89V88H134ZM154 89V88H153ZM156 89V88H155ZM165 89V88H164ZM216 89H217V87H216ZM19 90V91H20ZM62 90H64L63 88H62ZM110 90H111V88H110ZM236 90H237V88H236ZM239 90V89H238ZM24 91V90H23ZM93 92H94V90H92ZM34 92V91H33ZM64 92V91H63ZM97 92V91H96ZM123 92V91H122ZM139 92V91H138ZM154 92V91H153ZM171 92V91H170ZM176 92V91H175ZM262 92H263V90H262ZM14 93H16V92H14ZM120 93V92H119ZM124 93V92H123ZM134 93V92H133ZM27 94V93H26ZM38 94V95H37ZM64 96H65V98L64 99H66V100H68V101H70L71 103H72V106H71V109H72V112L73 111H75V112H86V113H90L91 111L89 110V109H91L90 107H89V109H88V107H87V105H85V104H87L86 102H87V100H86V102H85V104H83L82 102H81V100L79 99V98H77V96L75 95V94H71L70 92L68 93H66V92H64ZM77 94V93H76ZM98 94V93H97ZM127 94V93H126ZM137 94V93H136ZM136 94H134V95H136ZM154 94V93H153ZM171 94V93H170ZM198 95H200L201 96V93L199 94V93H197ZM223 94H225V93H223ZM235 94V93H234ZM241 94V96H242V93H240ZM15 95H19L18 93L17 94H15ZM25 95V94H24ZM28 95V94H27ZM28 95V96H29ZM86 95H88V94H86ZM113 95V94H112ZM111 95V96H112ZM157 95V94H156ZM168 95V94H167ZM41 96V95H40ZM88 96H93L92 94H90V95H88ZM95 96V95H94ZM104 96V95H103ZM159 96V95H158ZM202 96H206V95H202ZM229 96H231L232 97V95H228V97ZM240 96V97H241ZM51 97V96H50ZM83 97H85V95L83 96ZM96 97V96H95ZM100 97V96H99ZM166 97V96H165ZM233 97H235V96H233ZM237 97H239L238 96V94H237ZM59 98V97H58ZM91 98V97H90ZM93 98V97H92ZM103 98H105V97H103ZM107 98H109V97H107ZM122 98V97H121ZM125 98V97H124ZM163 98V97H162ZM202 98H204V97H202ZM244 100H246V98H244V97H242ZM255 98V97H254ZM259 98V97H258ZM61 99V98H60ZM63 99V100H64ZM86 99H88V98H86ZM97 99V98H96ZM110 99V98H109ZM108 99V100H109ZM113 99H114V97H113ZM118 100H119V98H117ZM160 99V98H159ZM206 99V98H205ZM204 99V100H205ZM208 99V98H207ZM235 99H236V97H235ZM241 99V98H240ZM249 99V98H248ZM24 100V101H23ZM51 100H54V99H51ZM79 100H80V102H79ZM93 100H94V98H93ZM99 100V99H98ZM107 100V102H105V103H108V104H105L104 103V100L103 99H101V97H100V100L98 101V103L99 104H102L103 103V107H109L110 108V103H109V101ZM121 100V99H120ZM204 100H202V101H204ZM216 100H218V99H216ZM260 100V99H259ZM259 100H258V102H259ZM44 101V100H43ZM56 101V100H55ZM78 101V102H77ZM84 101H85V99H84ZM89 101V100H88ZM95 101V100H94ZM112 101V100H111ZM122 101H123V99H122ZM164 101V100H163ZM166 101V100H165ZM206 102H207V100H205ZM205 101H204V103H205ZM224 101H226V98H225V100ZM227 101H229V100H227ZM233 101V100H232ZM249 100H247V102H248ZM251 101H252V99H251ZM250 101V102H251ZM28 102H30V100H28ZM58 102V101H57ZM93 102V101H92ZM96 102V101H95ZM100 102H102V103H100ZM114 102V101H113ZM112 102V105L114 104V106H115V102L113 103ZM124 102V101H123ZM156 102V101H155ZM167 102V101H166ZM234 102V101H233ZM262 102V101H261ZM24 103H25V105H24ZM39 103H42V102H39ZM51 103V102H50ZM49 103V104H50ZM63 103H64V101H63ZM89 103V102H88ZM94 103V102H93ZM120 103V102H119ZM126 103V102H125ZM174 103V102H173ZM178 103V102H177ZM207 103H209V101L207 102ZM210 103H215V102H212V101H210ZM227 103V102H226ZM244 103V102H243ZM252 103V102H251ZM53 104H54V102H53ZM58 104V103H57ZM65 104V103H64ZM67 104H69V103H67ZM98 104V105H99ZM148 104V103H147ZM160 104H161V102H160ZM180 104H181V102H180ZM206 104V103H205ZM229 104V103H228ZM248 104V103H247ZM246 104V105H247ZM260 104V103H259ZM43 105V104H42ZM107 105V106H106ZM167 105V104H166ZM173 105V104H172ZM182 105V104H181ZM217 104H215V106H216ZM250 105V104H249ZM256 106H257V104H255ZM22 106H23V108L24 109H22ZM44 106V105H43ZM68 106V105H67ZM70 106V105H69ZM122 107H123V105H121ZM147 106V105H146ZM211 106V105H210ZM212 106H213V104H212ZM237 106V105H236ZM235 106V108H239L238 106L236 107ZM241 106V105H240ZM252 106V105H251ZM254 106V105H253ZM262 106H264V104H262ZM46 107V106H45ZM63 107V106H62ZM107 107V108H108ZM112 108H110V109H114V108H117V107H114L113 108V106H111ZM186 107V106H185ZM227 107V106H226ZM68 108V107H67ZM98 108H99V106H98ZM97 108V109H98ZM108 108V109H109ZM119 108H120V106H119ZM157 108V107H156ZM165 108V107H164ZM181 109H182V107H180ZM188 108V107H187ZM215 108V107H214ZM234 108V109H235ZM245 108V107H244ZM252 108V107H251ZM251 108H249V111H252L253 112V110H250ZM260 108H261V110L264 108V107H261L260 106ZM121 109V108H120ZM130 109V108H129ZM145 109V108H144ZM171 109V108H170ZM212 109V108H211ZM240 109V108H239ZM242 109V108H241ZM252 109H254V108H252ZM100 110V109H99ZM98 110V111H99ZM104 110V109H103ZM116 110V109H115ZM115 110H113V111H115ZM119 109L117 108V110L116 111H118ZM140 110V109H139ZM159 110V109H158ZM166 110V109H165ZM168 110V109H167ZM172 110V109H171ZM177 110V109H176ZM178 110H179V108H178ZM177 110V111H178ZM197 110V109H196ZM201 110V109H200ZM200 110H198V111H200ZM264 110V109H263ZM262 110V111H263ZM104 111H106V109L104 110ZM103 111V112H104ZM112 111V110H111ZM174 111V110H173ZM172 111V112H173ZM180 111V110H179ZM184 111V110H183ZM203 111H205V110H203ZM202 111V112H203ZM210 111V110H209ZM239 111V110H238ZM246 111V109L243 111V112H245ZM248 111V110H247ZM64 112V111H63ZM102 112V111H101ZM135 112H136V110H135ZM194 112V111H193ZM192 112V114H194ZM212 112H214V111H212ZM221 112V114H222V111H220ZM256 112V111H255ZM264 112V111H263ZM23 113V114H22ZM92 113V112H91ZM119 113V112H118ZM117 113V116L119 115ZM123 113H126V111L123 109ZM146 113V112H145ZM159 113V112H158ZM0 114V115H1ZM58 114V113H57ZM129 114V113H128ZM143 114V113H142ZM160 114V113H159ZM162 114V113H161ZM167 114V113H166ZM195 114H198L199 116H202L201 114H203V113H195ZM208 114V113H207ZM207 114H205V117H206V115ZM256 114H258L257 112H256ZM260 114V113H259ZM258 114V115H259ZM3 115V116H4ZM6 115L4 116V117H6ZM12 115V116H13ZM64 115V114H63ZM70 115V114H69ZM79 115V114H78ZM85 115V114H84ZM148 115V114H147ZM163 115V114H162ZM185 114H183L182 116H184ZM189 115V114H188ZM204 115V114H203ZM209 115V114H208ZM218 115V114H217ZM246 115H248V114H246ZM261 115V114H260ZM259 115V116H260ZM2 116V117H3ZM12 116H10V117H12ZM12 117L11 119L13 120V118L15 119V121H18V119L16 118V116L15 117ZM53 116V117H52ZM62 116V115H61ZM60 116V117H61ZM82 116V115H81ZM155 116V115H154ZM171 117H172V115H170ZM199 116H198V118H199ZM226 116V115H225ZM1 117V118H2ZM59 117V118H60ZM63 117V116H62ZM84 117V116H83ZM128 117H129V115H128ZM127 117V118H128ZM173 117H175V115L173 116ZM213 117H215V116H213ZM213 117L211 118V119H213ZM251 117V116H250ZM261 117H263L262 115H261ZM58 118V119H59ZM78 117H76V119H77ZM111 118H113V117H111ZM129 118H131V117H129ZM148 118V117H147ZM154 118V117H153ZM177 118V117H176ZM230 118V117H229ZM245 119H246V117H244ZM249 118V117H248ZM248 118H247V121H249L248 120ZM252 118V117H251ZM260 118V117H259ZM7 119H8V125L10 124V118H2L1 120H2V122H0V152L1 153H4V151H5V153H6V151H8L9 153L10 152H15L16 153V151L18 150V146H19V148H21L22 147V143L20 144L19 143V145L17 144V142H20L19 140H22L23 138L21 137V136H23V135H21V133L23 134V133H26V131L28 132V130H27V128L26 127H24V125L22 126V125H20L19 123V127H18V125H15V126H17V128L19 129V132L20 133H15V137H18V141H17V139H16V144H12V143H14L13 141H11L10 139H14V138H12L13 136L12 135H14L13 133H12V135H10V136H12L10 139H9V137L10 136H8L7 138L5 137V134L4 133H6V130H4L3 128H4V124L3 123H5V124H7ZM10 119V120H9ZM17 119V120H16ZM56 119V118H55ZM62 119V118H61ZM60 119V120H61ZM75 119V118H74ZM74 119H73V121H74ZM96 119H97V117H96ZM95 119V120H96ZM124 119V118H123ZM145 119V118H144ZM180 119V118H179ZM195 119H197V116H196V118ZM234 119V118H233ZM257 119V118H256ZM264 118H262V120H261V118L259 119V120H261L262 121V123L264 124V120H263ZM66 120V119H65ZM160 120V119H159ZM171 120V119H170ZM177 120V119H176ZM175 120V121H176ZM183 120H186L185 118L183 119L182 118V121ZM203 120V119H202ZM232 120V119H231ZM230 120V121H231ZM235 120H237V119H235ZM234 120V121H235ZM14 121V122H15ZM131 121L132 120H121V119H115V120H113L112 121V123H114V125L117 127V128H122V127H126V128H129V130L130 129H134L135 128V130L137 129L136 128V126L134 125V124H136L135 122H134V119H133V123L134 124H132L131 123ZM172 121V120H171ZM174 121V120H173ZM182 121H179V122H181L182 123ZM216 121H219V120H215V124H216ZM222 121H225L224 119L222 120ZM229 120H227V122H228ZM233 121V122H234ZM256 121V120H255ZM255 121L253 122V126H254V123H255ZM13 122V123H14ZM51 122V121H50ZM59 122H61V121H59ZM67 122V124H69V125H72L73 127H75V128H73V127H71V128H73V131H71V132H69V131H67V134H66V132H65V135L64 134H62L59 130H62V129H60L61 127H59L58 128V131H59V134L61 133L62 135H60L59 136V134H58V138H57V136L55 137L54 136V134L52 135V137L54 136L55 138H56V140L55 141H50V140H45L44 138H41L40 136H43V135H41L40 134V136H39V134L38 135H36V133L33 131L32 132V134L33 133H35V134H33L34 135V137H33V139L34 140H32L31 138V140H32V142L30 143V145H29V141H26L25 143H28V145L29 146H26V147H28L29 149H30V147L32 148V149H30L31 151L34 149V150H36V149H38V150H40V149H46V152H48L49 151V153H50V151H53V150H51V149H56L58 152H57V157H58V159H60L59 158V155H60V157H62V159H63V157L65 158V156H66V151H68L69 150V146H71L72 144L76 147V146H78V147H83V145H85L86 146V144H88V139H87V137L89 136V135H86L87 134V131H86V133L85 134H81V130H78V128L76 127V126H74V124H71L72 122H69L68 120L66 121ZM77 121L75 120V123H76ZM139 122V121H138ZM178 122V123H179ZM208 122H210V121H208ZM213 121H211V123H212ZM233 122H231L232 124H233ZM244 122H245V120H244ZM257 122H258V120H257ZM16 123V122H15ZM36 123V124H35ZM97 123V122H96ZM177 123V124H178ZM193 123V122H192ZM218 123V122H217ZM219 123H220V121H219ZM218 123V124H219ZM237 123H238V121H237ZM243 123V122H242ZM259 123V122H258ZM261 123V122H260ZM262 123H261V125H262ZM78 124V123H77ZM149 124V123H148ZM185 124H187V122L185 123ZM194 124V123H193ZM205 124H208V123H205ZM214 124V123H213ZM213 124H211V125H213ZM246 124H248V123H246ZM3 125V128L1 127ZM31 125V124H30ZM139 125V124H138ZM178 125H180V124H178ZM182 125V124H181ZM180 125V126H181ZM211 125H209L210 127H211ZM217 125V124H216ZM223 125V124H222ZM221 125V126H222ZM260 125V124H259ZM55 125H53V127H54ZM66 126V125H65ZM68 126V125H67ZM67 126L65 127V128H67ZM82 126V125H81ZM81 126H79V127H81ZM102 126V125H101ZM183 126H184V124H183ZM196 126H198L199 127V125H196ZM196 126H191L192 128L194 127H196ZM236 125H234L233 127H235ZM240 126V125H239ZM242 126H244V124L243 125H241L240 126V130L242 129L241 127ZM256 126V125H255ZM35 127V128H36ZM44 127V128H45ZM186 127H188L187 125H186ZM201 127V126H200ZM217 127H219L220 128V126L219 125H217ZM246 127V126H245ZM250 127V126H249ZM260 127V126H259ZM258 127V128H259ZM262 127H263V125H262ZM261 127V128H262ZM15 128V127H14ZM47 128H46V130H47ZM48 128V129H49ZM64 128V127H63ZM70 128V127H69ZM157 128V127H156ZM159 128V127H158ZM182 128V130L184 129L183 127H181ZM190 128V127H189ZM191 128V129H192ZM204 128V127H203ZM216 128V127H215ZM227 128H229V127H227ZM226 128V129H227ZM231 128V127H230ZM246 128H248V127H246ZM264 128V127H263ZM262 128V129H263ZM33 129V128H32ZM38 129H42V128H40V126H39V128ZM141 129V128H140ZM180 128H178V130H179ZM196 129H198V128H196ZM208 129V128H207ZM218 129V128H217ZM233 129V131H235L236 132V129L234 130V128H232ZM244 129V128H243ZM250 129V128H249ZM260 130V129H258L259 131H261V132H259L257 129H255V128H253V130L254 131H258V133H260V134H264V132H263V130ZM17 129H15V131H16ZM37 130V129H36ZM65 130V129H64ZM68 130V129H67ZM105 129H103V131H104ZM138 130V129H137ZM154 130V129H153ZM168 130V129H167ZM176 130V129H175ZM182 130H180V131H178L179 133H178V136H179V139L180 140H182V141H180V142H182L183 143V141L186 143L187 141H189V139H188V135L185 133V132H187V130L186 131H182ZM215 129H213L212 131H214ZM218 130H220V129H218ZM253 130H252V132H250L251 133V135H252V133H253ZM14 130L13 131H11V132H15ZM43 131V130H42ZM66 131V130H65ZM79 131H81V132H79ZM107 131V130H106ZM110 131V130H109ZM171 131V130H170ZM173 131H174V129H173ZM172 131V132H173ZM193 131H194V129H193ZM206 131V130H205ZM216 132H220V131H217V130H215ZM222 131V130H221ZM227 131H228V129H227ZM229 131H231V129L229 130ZM228 131V133H230ZM237 131H238V129H237ZM244 131H248V130H244ZM251 131V130H250ZM8 132V131H7ZM10 132V133H11ZM148 132V131H147ZM226 132V131H225ZM225 132H223L222 131V133H224L225 135H226V133ZM243 132V131H242ZM29 133V132H28ZM27 133V134H28ZM51 133V132H50ZM64 133V132H63ZM69 133V134H68ZM83 133V132H82ZM104 133V132H103ZM102 133V134H103ZM124 133V132H123ZM170 132H168V134H169ZM238 133H241V131L239 132H237V134ZM255 133V132H254ZM9 134V133H8ZM7 134V135H8ZM26 134V135H27ZM32 134H31V136H32ZM56 134H57V132H56ZM168 134H166V135H168ZM171 134V133H170ZM170 134H169V136H167V138H169L170 137ZM197 134V133H196ZM195 134V135H196ZM213 134H214V132H213ZM220 134V133H219ZM233 134V137H234V133H232ZM242 134V133H241ZM245 134H247V133H245ZM257 134V133H256ZM6 135V136H7ZM48 135V134H47ZM87 136V137H84V136ZM173 135V134H172ZM194 134H192V136H193ZM215 135V134H214ZM235 135H236V133H235ZM250 135V134H249ZM248 134L247 135H245V138H246V141H248V139H247V137L246 136H249ZM261 135V136H262ZM176 136V135H175ZM198 136V135H197ZM202 136V135H201ZM217 136V135H216ZM216 136L214 137V138H216ZM219 136V135H218ZM228 136V135H227ZM237 136V135H236ZM239 136H241V135H239ZM242 136H244V134H242ZM254 136V135H253ZM256 136V135H255ZM264 136V135H263ZM25 137V136H24ZM29 137H30V135H29ZM46 137V136H45ZM53 137V138H54ZM91 137V136H90ZM108 137V136H107ZM115 137V136H114ZM117 137V136H116ZM127 137V136H126ZM190 137V136H189ZM223 137V136H222ZM232 137V136H231ZM258 137V136H257ZM20 138H22V139H20ZM93 138V137H92ZM91 138V139H92ZM99 138V137H98ZM110 138V137H109ZM119 138V137H118ZM229 138H230V135H229ZM238 138H240L241 139V137H238ZM244 138V137H243ZM7 139L8 140H10L9 142H8V144H7ZM25 139V138H24ZM26 139H28L29 140V138L27 137ZM52 139V138H51ZM87 139V140H86ZM94 139V138H93ZM129 139H130V137H129ZM132 139H133V137H132ZM218 139H220V138H218ZM260 139V138H259ZM15 140V139H14ZM53 140V139H52ZM97 140V139H96ZM128 140V139H127ZM25 140H23V142H24ZM126 141V140H125ZM155 141V140H154ZM158 141V140H157ZM11 142V143H10ZM91 140H90V144H91ZM116 142V141H115ZM131 142V141H130ZM147 142V141H146ZM171 142H173V141H171ZM180 142H179V140H178V143L180 144ZM205 142V141H204ZM92 143H94V142H92ZM99 143V142H98ZM97 143V144H98ZM154 143V142H153ZM262 143V142H261ZM12 144V145H11ZM89 144V146H91ZM96 143H94L93 145H95ZM97 144H96V146H97ZM100 144V143H99ZM104 144V143H103ZM174 144H175V141H174ZM177 144V143H176ZM191 144V143H190ZM208 144V143H207ZM232 144V143H231ZM243 144V143H242ZM247 144V143H246ZM246 144H243V148H244V145H246ZM10 145V146H9ZM20 145H21V147H20ZM72 145V146H73ZM211 145H212V143H211ZM236 145V144H235ZM248 145V144H247ZM263 145V144H262ZM25 146V145H24ZM88 146V145H87ZM86 146V147H87ZM88 146V147H89ZM96 146H95V148H96ZM151 146H152V144H151ZM175 146H177V145H175ZM188 146V145H187ZM209 146V145H208ZM213 146H216V145H214L213 144ZM238 146V147H237ZM237 146H235L237 149L238 148H240L239 147V145H237ZM251 146V145H250ZM254 146V145H253ZM26 147H24V148H26ZM69 147V148H68ZM101 148V146H98V150L97 151H95L96 149L94 148V150H91V152H90V150H89V152H87L88 150H87V148H82V149H84L85 151H86V155L88 156L89 154H90V159L92 158L93 159V161H95V163H99V162H103L104 161V159H105V157L107 158V157H109L108 156V154L106 153H103V152H98L99 151V149ZM103 147V146H102ZM105 147V146H104ZM152 147H154V145L152 146ZM165 147V146H164ZM164 147H163V150L164 151H166L165 149H164ZM202 147V146H201ZM210 147H212V146H210ZM210 147H208L207 149L210 151V153L208 152V151H205V150H196L195 149V151H194V153H193V155H192V150H191V154L190 155H192L193 156V162H195V163H193V165L192 164H189L188 162H186L185 161V158H183L184 156H182L183 154H186V153H181L180 151V154L178 153H174V155L175 154H177L176 156H173L172 155V157L170 156V158H172V160H173V162H174V173L176 174V173H178L179 174V172H181L182 170H184V171H188V172H190V173H187V174H191L190 176H192L191 178L193 179V180H196V181H204V179H207V175H209L210 173L209 172H207V173H209V174H205L204 173V171L202 170V168H200V166L199 165H201V167H203V165H204V167H205V161L207 160V158L209 159H211L212 157H210V155H212L213 153H214V149H210ZM233 147V146H232ZM235 147H233L235 150H236V148ZM48 148H51L50 150L48 149ZM77 148V147H76ZM137 148H138V146H137ZM140 148V147H139ZM146 148V147H145ZM167 148H170L169 146L167 147ZM166 148V149H167ZM179 148V147H178ZM213 148V147H212ZM216 148H218L217 146L215 147V149ZM242 148V147H241ZM241 148H240V150H241ZM246 148V147H245ZM68 149V150H67ZM82 149H80L81 151H82ZM172 149V148H171ZM180 149V148H179ZM182 149V148H181ZM180 149V150H181ZM198 149V148H197ZM70 150H71V148H70ZM69 150V151H70ZM79 150V149H78ZM79 150V151H80ZM101 150V149H100ZM158 150V149H157ZM160 150H162V148L160 149ZM217 151H218V149H216ZM239 150V151H240ZM247 150H250V149H247ZM19 151V150H18ZM17 151V152H18ZM45 151V150H44ZM55 151V150H54ZM73 151V150H72ZM76 151V150H75ZM85 151H82V153L83 154H85ZM108 151V150H107ZM110 151V150H109ZM120 151V150H119ZM167 151H169V150H167ZM181 151H183V149L181 150ZM239 151H238V154H239ZM20 152V151H19ZM34 152V151H33ZM40 152H41V150H40ZM43 152V151H42ZM45 152V153H46ZM183 152H185V151H183ZM216 152V151H215ZM240 152H242V151H240ZM257 152V151H256ZM4 153V154H5ZM27 153V152H26ZM44 153V152H43ZM49 153H46V155L48 156L49 155ZM55 153H56V151H55ZM71 154L70 155H72L74 152H70ZM78 153V152H77ZM82 153H81V155H82ZM89 153V154H88ZM129 153V152H128ZM162 153H163V151H162ZM221 153V152H220ZM230 153V152H229ZM40 154V153H39ZM42 154V153H41ZM75 155H74V157H76V153H74ZM143 154V153H142ZM164 154V153H163ZM215 154V153H214ZM214 154L212 155V156H214ZM7 155H8V153H7ZM20 155H22V154H20ZM38 155V154H37ZM46 155H45V157H46ZM52 155H54V153L52 152L51 153V155H49V156H51V159L53 160V156ZM86 155H84V156H86ZM107 155V156H106ZM169 155H171L170 153H169ZM181 155V156H180ZM217 155V154H216ZM250 155V154H249ZM252 155V154H251ZM3 156V155H2ZM13 156H14V154H13ZM13 156H10L11 158H12V162L13 161H15V159H17V158H15V157H13ZM56 156V155H55ZM69 156V154H68V152H67V157ZM79 156V158H78V162L80 161V155H78ZM148 156V155H147ZM163 156V155H162ZM239 156V155H238ZM30 157V156H29ZM28 157V158H29ZM57 157H55V158H57ZM72 158H73V156H71ZM70 157V160H72V158ZM165 157H167V156H165V154H164V156H163V159L165 158ZM215 158H216V156H214ZM243 157V156H242ZM254 157V156H253ZM4 158V157H3ZM10 158V159H11ZM69 158V157H68ZM68 158H65V159H68ZM84 158V157H83ZM146 158V157H145ZM169 158V157H168ZM7 159H9V156H8V158ZM30 159H32V157L30 158ZM42 159V158H41ZM64 159V160H65ZM158 159V158H157ZM160 159H162V158H160ZM2 160V159H1ZM21 160V159H20ZM61 160V159H60ZM69 160V159H68ZM67 160V161H68ZM103 160V161H102ZM110 160V159H109ZM139 159H137V161H138ZM150 160V159H149ZM166 160H168L167 158H166ZM6 161V160H5ZM17 161V163H18V161H19V159L18 160H16ZM23 161V160H22ZM30 161V160H29ZM33 161H35V160H33ZM115 161V160H114ZM114 161H112V162H114ZM132 161V160H131ZM152 161V160H151ZM190 161V160H189ZM192 161V160H191ZM8 162H10V160H8L7 161V163ZM11 162V163H12ZM31 162V161H30ZM61 162V161H60ZM65 162V161H64ZM77 162V163H78ZM149 162V161H148ZM207 162H208V160H207ZM5 162L2 160V162L0 161V164L2 165H0V167H2V168H0V179H4V177H5V175L7 176L8 175V178H9V181H16V182H18V181H21V180H24V179H26V181L27 180H30V178L28 179V177L30 176V177H32L33 178V176H35L34 175V173L32 172V171H30L29 170V165H32V164H22V163H18V165H14L13 163L12 164H10V166L8 165V164H4ZM29 163V162H28ZM109 163V162H108ZM116 163V165H113V164H111V165H113L112 167L110 166V164H108L109 165V167L110 168H112V171H123V177H124V180H125V177H129V178H131V177H134V178H136V179H144L145 181H147V182H151L150 184H154L155 182H154V177H155V175H153L154 177H153V179H148L147 177H141V173L142 172H140L139 174L137 173V172H135L134 171V168L132 169H128V167H127V165H125L124 163H123V165L122 166H124L125 165V167L126 168H123L122 166H121V168H120V164H119V166L117 165L118 164V162L116 161L115 162ZM144 163H146V162H144ZM150 163V162H149ZM152 163V162H151ZM170 163H172L171 162V160H170ZM20 164V165H19ZM22 164V165H21ZM122 164V163H121ZM157 164V163H156ZM159 164V163H158ZM3 165H7V166H3ZM68 165V164H67ZM96 165V164H95ZM102 165V164H101ZM171 165V166H172ZM105 166V165H104ZM134 166V165H133ZM143 166V165H142ZM44 167V166H43ZM108 167V166H107ZM132 167V166H131ZM137 167V166H136ZM135 167V168H136ZM147 167V166H146ZM159 167V166H158ZM158 167H157V169H158ZM35 168V167H34ZM48 168V167H47ZM93 168V167H92ZM109 168V169H110ZM243 168H245V167H243ZM259 168V167H258ZM49 169V168H48ZM137 169V168H136ZM160 169V168H159ZM263 169V168H262ZM52 170V169H51ZM108 170V169H107ZM138 170V169H137ZM142 170V169H141ZM50 171V170H49ZM109 171H111V170H109ZM139 171V170H138ZM143 171V173H145L146 172V170L144 171V170H142ZM157 171V170H156ZM257 171V170H256ZM32 172V173H31ZM235 172V171H234ZM246 172H248V171H246ZM52 173V172H51ZM54 173V172H53ZM56 173V172H55ZM114 173V172H113ZM142 173V174H143ZM147 173H149V172H147ZM147 173H145V175L147 174ZM151 173V172H150ZM173 173V172H172ZM182 173V172H181ZM181 173H180V175H181ZM183 173H185L186 174V172H183ZM227 173V172H226ZM250 173V172H249ZM36 174V173H35ZM58 174V173H57ZM118 174H119V172H118ZM120 174H121V176H122V172H120ZM152 174V173H151ZM37 175H38V173H37ZM148 176H149V174H147ZM146 175V176H147ZM244 175V174H243ZM38 176H40V180H41V184H40V186H41V188H43V190H46V189H48V188H52L53 189V186H52V184L51 183H49V181H45L44 180V177H43V179H41L42 177H41V175L39 174ZM57 176V175H56ZM182 176V175H181ZM189 176V177H190ZM250 176V175H249ZM248 176V177H249ZM253 176V175H252ZM36 177V176H35ZM34 177V178H35ZM106 177V176H105ZM149 177H151V176H149ZM228 177V176H227ZM232 177V176H231ZM240 177V176H239ZM256 177V176H255ZM6 178L7 177H5V179L4 180H6ZM7 178V179H8ZM33 178V179H34ZM58 178V177H57ZM110 178H112V177H110ZM158 178H159V176H158ZM157 178V179H158ZM190 178V179H191ZM50 179V178H49ZM48 179V180H49ZM65 179V178H64ZM132 179V178H131ZM172 179V178H171ZM228 179V178H227ZM232 179V178H231ZM230 179V180H231ZM39 180V181H40ZM53 180V179H52ZM61 180V179H60ZM114 180V179H113ZM138 180V181H139ZM152 180H153V183H152ZM159 180V179H158ZM157 180V181H158ZM192 180V181H193ZM35 182H38V181H36V178H35V180H34ZM77 181V180H76ZM100 182H101V180H99ZM136 181V180H135ZM134 180L132 181V182H135ZM142 181V180H141ZM156 181V180H155ZM229 181V180H228ZM52 182V181H51ZM103 182V181H102ZM257 182V181H256ZM124 183V182H123ZM127 183V182H126ZM141 183V182H140ZM233 183V182H232ZM253 183H254V181H253ZM252 183V184H253ZM23 184V183H22ZM35 184H37V183H35ZM81 184V183H80ZM103 184H104V182H103ZM103 184L101 183V185H98L99 187L101 186V187H103ZM114 184V183H113ZM128 184V183H127ZM149 184V183H148ZM235 184V183H234ZM233 184V185H234ZM259 184V183H258ZM58 185V184H57ZM107 184L105 183V185L104 186H106ZM155 185H156V183H155ZM239 185V184H238ZM250 185V184H249ZM261 185V184H260ZM264 185V184H263ZM54 186H55V184H54ZM60 186V185H59ZM64 186V185H63ZM70 186V185H69ZM68 186V187H69ZM97 186V185H96ZM108 186V185H107ZM247 186V185H246ZM67 187V188H68ZM161 187H163V186H160V188ZM243 187V186H242ZM248 188H249V186H247ZM253 187V186H252ZM13 188V187H12ZM21 188V187H20ZM55 188V187H54ZM64 188V187H63ZM155 188V187H154ZM167 188V187H166ZM258 188V187H257ZM263 188V187H262ZM56 189V188H55ZM59 189V188H58ZM105 189H106V187H105ZM143 189V188H142ZM168 189H169V187H168ZM168 189H166V190H168ZM219 189V188H218ZM245 189H246V187H245ZM3 190V189H2ZM23 190V189H22ZM21 190V191H22ZM86 190H87V187H86ZM157 190V189H156ZM172 190V189H171ZM235 190V189H234ZM257 190V189H256ZM110 191H111V189H110ZM190 191V190H189ZM259 191V190H258ZM258 191H257V193H258ZM14 192H16V194H14ZM36 193H37V191H35ZM114 192V191H113ZM138 192V191H137ZM148 192V191H147ZM169 192H170V190H169ZM174 192V191H173ZM176 192H177V190H176ZM236 192V191H235ZM45 193H46V191H45ZM62 193V192H61ZM111 193V192H110ZM139 193V192H138ZM143 193V192H142ZM168 193V191L166 192V194ZM192 192H190V194H191ZM79 194V193H78ZM92 194V193H91ZM116 194V193H115ZM115 194H114V196H115ZM136 194V193H135ZM237 194V193H236ZM242 194V193H241ZM0 195H1V198H0V204H7V201H9V200H13V199H17L18 201H21L20 203H18V201L16 202L15 200H14V202H16L17 203V208H14V207H16V204H14L13 205V208L15 209H13V210H11V212H18L19 210H21L22 211V214L24 213H26L27 215H36L37 213H36V211H39V213H40V208L38 207V209L39 210H37L36 208H34L35 206H34V203H35V201L33 200V196H34V194H33V196H31L32 195V193H31V195L29 194H26L25 192L24 193H21V192H17V191H13V193L11 192V193H4V192H0ZM120 195V194H119ZM193 195V194H192ZM202 195V194H201ZM201 195H197V196H189L188 194L186 195H184V194H182V193H180V194H178L177 193V195L176 194H167V196L166 197H170V199L172 198V200H174V201H177L178 200V202L180 201H182V203L181 204H183V206H184V204H185V211L187 210L186 208H189V207H192V205L191 204H189V203H195V202H197L198 200L200 201V202H202L201 200H203L204 199V197H205V195L204 196H201ZM3 196V197H2ZM31 196V197H30ZM55 196V195H54ZM209 196H210V194H209ZM249 196V195H248ZM35 197V196H34ZM76 197V196H75ZM236 197V196H235ZM234 197V198H235ZM238 197V196H237ZM239 197H241V196H239ZM264 197V196H263ZM130 199V198H129ZM167 199V198H166ZM169 198H168V200H170ZM236 199V198H235ZM257 199V198H256ZM255 199V200H256ZM68 200V199H67ZM89 200V199H88ZM93 200H95V199H93ZM97 200V199H96ZM113 200V199H112ZM117 200V199H116ZM126 200V199H125ZM125 200H123V201H125ZM253 200V199H252ZM48 201V200H47ZM46 201V202H47ZM78 201V200H77ZM127 201V200H126ZM254 201V200H253ZM257 201V200H256ZM14 202H11L12 204L14 203ZM22 202H25V205H27L28 203H29V206H24V204L22 205ZM166 202H167V200H166ZM170 202H171V200H170ZM179 202V203H180ZM27 203V204H26ZM86 203V202H85ZM120 203V202H119ZM148 203V202H147ZM229 203V202H228ZM242 203V202H241ZM10 204V203H9ZM11 204V205H12ZM21 204V205H20ZM47 204V203H46ZM101 204V203H100ZM129 204H131V201L129 202ZM153 204V203H152ZM197 205H198V203H196ZM8 205V204H7ZM53 205V207L55 206L54 204H52ZM108 205H110V204H108ZM132 205H134V202H133V204ZM156 205V204H155ZM3 206H5V205H3ZM2 206V207H3ZM34 206V207H33ZM64 206V205H63ZM104 206V205H103ZM137 207H138V205H136ZM180 206V205H179ZM219 206V205H218ZM230 206V205H229ZM229 206H227V207H229ZM1 206H0V208H2ZM5 207H7V206H5ZM11 207V206H10ZM56 207V206H55ZM59 207V206H58ZM57 207V208H58ZM106 207V206H105ZM181 207V206H180ZM199 207H201V206H199ZM223 207V206H222ZM47 208V207H46ZM49 208H52L51 206H49ZM48 208V209H49ZM62 208H66V207H62ZM140 208V207H139ZM182 208H184V207H182ZM197 208H198V206H197ZM196 208V209H197ZM244 208V207H243ZM253 208V207H252ZM7 209V208H6ZM8 209H9V207H8ZM59 209V208H58ZM61 209V208H60ZM144 209V208H143ZM161 209V208H160ZM203 209V208H202ZM2 210H5V208H3ZM189 210V209H188ZM190 210H191V208H190ZM189 210V211H190ZM238 210V209H237ZM246 210V209H245ZM251 210V209H250ZM254 210V209H253ZM6 211V210H5ZM3 211V213H5V214H3V217L4 218H2V219H4L5 220V216H8L6 213H11L10 212V210H8V212L6 211ZM192 212L193 211H196L197 212V210H194V209H192L191 210ZM200 211H201V208H200ZM206 211L208 212V213H206ZM209 209H206V210H204V216H206L207 218L209 217ZM221 211V210H220ZM233 211H234V209H233ZM242 211V210H241ZM260 211H263V210H260ZM49 212V211H48ZM52 212V211H51ZM67 212V211H66ZM81 212V211H80ZM198 212H199V210H198ZM197 212V214H203L202 212H203V210H202V212L201 213H198ZM211 212V211H210ZM235 212V211H234ZM168 213V212H167ZM243 213V212H242ZM42 214V213H41ZM52 214V213H51ZM64 214V213H63ZM69 214H70V212H69ZM75 214V213H74ZM193 214H194V212H193ZM27 215H25V216H27ZM32 215V216H33ZM38 215V214H37ZM65 216H66V214H64ZM72 215V214H71ZM75 215H77V214H75ZM86 215V214H85ZM145 215V214H144ZM143 215V216H144ZM195 215V217H202V215L200 216V215H198V216H196V213L194 214ZM211 215V214H210ZM233 215V214H232ZM231 215V216H232ZM237 215V214H236ZM250 215V214H249ZM1 216V215H0ZM39 216V215H38ZM74 216V215H73ZM83 216V215H82ZM189 216V215H188ZM191 216V215H190ZM193 216V215H192ZM218 216V215H217ZM230 215H228V217H229ZM230 216V217H231ZM2 217V216H1ZM0 217V218H1ZM29 217V216H28ZM27 217V218H28ZM71 217V216H70ZM75 217V216H74ZM187 217V216H186ZM206 217H203V218H206ZM212 217V216H211ZM219 217V216H218ZM223 217V216H222ZM66 218H68V217H66ZM72 218V217H71ZM149 218V217H148ZM210 218V217H209ZM253 218H254V216H253ZM9 219H11V218H9ZM73 219V218H72ZM71 219V220H72ZM75 219V218H74ZM197 219V218H196ZM214 219V218H213ZM213 219H212V221H213ZM227 219V218H226ZM238 219V218H237ZM248 219V218H247ZM255 219H257V218H255ZM4 220L2 221V220H0V226H2L1 224H2V222H4ZM8 220V219H7ZM7 220H5L6 222L5 223H7ZM219 220V219H218ZM89 221V220H88ZM147 221V220H146ZM205 221V220H204ZM224 221V220H223ZM71 222H73V221H71ZM78 222V221H77ZM111 222V221H110ZM149 222V221H148ZM206 222V221H205ZM230 222V221H229ZM4 223V224H5ZM80 223V222H79ZM207 223V222H206ZM219 223H221V222H219ZM239 223V222H238ZM39 224V223H38ZM78 224V223H77ZM93 224V223H92ZM225 224H227L225 227H226V229H227V231L230 233H232L231 235H230V239H241L240 238V232H241V229L239 230V228H238V226L240 227V225H238L237 223H235V221L234 220H231V222L230 223H228V221H227V223H225ZM72 225V224H71ZM76 225V224H75ZM75 225H72V227L74 226L75 227ZM91 225V224H90ZM238 225V226H237ZM70 226V225H69ZM80 226V225H79ZM83 226V225H82ZM100 226V225H99ZM78 227V226H77ZM93 227V226H92ZM211 227V226H210ZM48 228V227H47ZM240 228H242V230H243V227L241 226ZM14 229V228H13ZM82 229V228H81ZM89 229V228H88ZM193 229V228H192ZM245 230V229H244ZM62 231V230H61ZM84 231V230H83ZM104 231V230H103ZM222 231V230H221ZM221 231H219V232H221ZM247 231V230H246ZM206 232V231H205ZM223 232V231H222ZM245 232V231H244ZM72 233V232H71ZM117 233V232H116ZM90 234V233H89ZM220 234V233H219ZM243 236H244V233L242 232L241 233ZM248 234V233H247ZM228 235V234H227ZM246 236H248V235H246V233H245V238L244 239H246ZM249 236H251V235H249ZM254 236V235H253ZM252 236V237H253ZM257 236V235H256ZM209 237V236H208ZM260 237V236H259ZM122 238V237H121ZM125 239V238H124ZM243 239V240H244ZM252 239V238H251ZM254 239H255V237H254ZM254 239H252V241H253V243H252V245L251 246H249V248H247L246 249V247H248V245L246 244V247H245V249L248 251V253H246V252H242L243 253V255L245 254V256L246 257H243V259H247L248 261H245V264H248V262H252V258L253 257H257L260 261L261 260H264V245L263 244H261L262 242L258 239V241H256V239H257V237H256V239L254 240ZM205 240V239H204ZM204 240H203V242H204ZM206 240H207V238H206ZM205 240V241H206ZM247 240V239H246ZM209 241H210V239H209ZM222 242V241H221ZM231 242V241H230ZM239 242V241H238ZM261 242V243H260ZM81 243V242H80ZM143 243V242H142ZM212 243V242H211ZM214 243V242H213ZM216 243V242H215ZM223 243V242H222ZM126 244V243H125ZM173 244V243H172ZM217 244V243H216ZM220 244V243H219ZM133 245V244H132ZM208 245H210V244H208ZM224 245V244H223ZM223 245H222V247H223ZM230 245V244H229ZM236 245V244H235ZM153 246V245H152ZM174 246V245H173ZM220 246V245H219ZM211 247V246H210ZM213 247V246H212ZM212 247H211V249H212ZM233 247V246H232ZM243 247V248H244ZM155 248V247H154ZM216 248H217V246H216ZM219 248H221V247H219ZM229 248V247H228ZM137 249V248H136ZM214 249V248H213ZM222 249V248H221ZM235 249V248H234ZM132 250V249H131ZM151 250V249H150ZM227 250V249H226ZM232 250V249H231ZM230 250V251H231ZM236 250V249H235ZM133 251H134V249H133ZM218 251V250H217ZM223 251H224V249H223ZM239 251V250H238ZM200 252V251H199ZM206 252V251H205ZM226 251H224V253H225ZM235 251H233V253H234ZM222 253V252H221ZM231 253V252H230ZM236 254H237V252H235ZM234 253V254H235ZM242 253H240V254H242ZM254 253V256L252 255ZM137 254V253H136ZM205 254H207V252L205 253ZM223 254V253H222ZM209 255V254H208ZM212 255V254H211ZM242 255V256H243ZM18 256V255H17ZM226 256H228L229 257V254H227ZM226 256H224V257H226ZM237 256V255H236ZM231 257V256H230ZM240 257V256H239ZM35 258V257H34ZM237 258V257H236ZM256 258V259H257ZM197 259V258H196ZM225 258H223V260H224ZM238 260V259H237ZM259 260H258V262H259ZM31 261V260H30ZM39 261V260H38ZM210 261V260H209ZM243 261V262H244ZM151 262V261H150ZM212 262H214L213 261V259H212ZM212 262H209V263H212ZM221 261H219V263H220ZM226 262V261H225ZM204 263V262H203ZM216 263V262H215ZM218 263V262H217ZM224 263V262H223ZM230 263V262H229ZM235 263H237V261L235 262ZM260 263H262V264H264V262H260ZM221 264V263H220ZM240 264V263H239ZM244 264V263H243ZM259 264V263H258Z\"/></svg>","mask_w":264,"mask_h":264}]
</instances>
